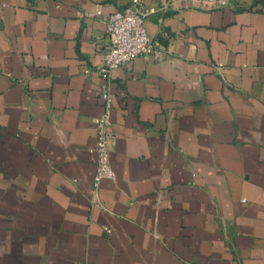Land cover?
<instances>
[{"label": "crops", "instance_id": "0c3cea01", "mask_svg": "<svg viewBox=\"0 0 264 264\" xmlns=\"http://www.w3.org/2000/svg\"><path fill=\"white\" fill-rule=\"evenodd\" d=\"M130 2L0 0V264H264V0L147 19L95 188L96 68Z\"/></svg>", "mask_w": 264, "mask_h": 264}, {"label": "built area", "instance_id": "2783aa9c", "mask_svg": "<svg viewBox=\"0 0 264 264\" xmlns=\"http://www.w3.org/2000/svg\"><path fill=\"white\" fill-rule=\"evenodd\" d=\"M180 4L186 8L210 6L211 10L225 9L232 6V0H163L161 5L145 6L143 0L131 2L111 13L106 20V34L109 37V49L104 60L96 68L102 79V112L95 119L97 129L96 172L93 186L98 188L102 180L116 179L112 166L111 153L117 143V134L113 128V98L110 90L111 73L114 69L132 62L139 56L158 52L159 45L150 37L145 28L147 19L165 7ZM87 74L90 70H87Z\"/></svg>", "mask_w": 264, "mask_h": 264}]
</instances>
